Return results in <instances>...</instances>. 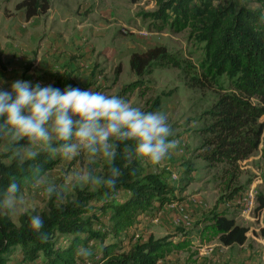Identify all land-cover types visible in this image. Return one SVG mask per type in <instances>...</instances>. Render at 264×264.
Segmentation results:
<instances>
[{
  "label": "rangeland",
  "instance_id": "rangeland-1",
  "mask_svg": "<svg viewBox=\"0 0 264 264\" xmlns=\"http://www.w3.org/2000/svg\"><path fill=\"white\" fill-rule=\"evenodd\" d=\"M19 1L0 0V80L6 82L0 87L10 89L12 82L23 77H28L33 84L46 86L69 74V79L80 85L92 82L88 88L119 95L145 111L152 99L160 95L158 110L167 113L176 138L181 141V149L164 167L153 170L145 166V169L162 174L166 182L174 184L175 194L185 197L184 201L170 202L187 205L191 225L187 227L181 221L174 222L180 212L176 208H166L167 203L156 211L154 206L148 215H140L137 222L123 232L122 249L150 234L159 237L176 233L180 237L186 232L192 245L171 251L157 264H264L261 231L264 203L260 199L262 197L264 202V115L259 119L263 124L259 145L247 158L239 161L238 180L229 188L224 173L230 165L227 162L210 164L202 156L208 136L202 128L211 121L207 111L220 93L232 89L225 75L218 76L213 87L201 88L190 86L182 69L172 65L159 66L145 77L150 86L145 91L137 88L126 94L122 92L124 84L137 77L130 66L132 52L164 45L177 57L192 62L199 73V65L205 57L204 44L192 37L189 29L175 32L166 26L156 31L142 14L156 8L152 0L136 3L130 0H50L47 13L30 19L25 17L23 10L16 8ZM228 1L237 6L262 7L264 11V5L257 0H214L216 4ZM71 52L80 57L69 61ZM119 64L122 69L116 75L115 68ZM93 72L94 76H91ZM69 79L67 77L63 83H68ZM0 160L10 161L3 157ZM72 166L77 165L74 162ZM66 167L57 162L47 170L49 179L60 182ZM102 168L103 165H97L98 172ZM173 173L176 180L172 179ZM234 187L241 190L234 197H227ZM250 192L254 194L253 204L244 201V196ZM25 199L29 212L32 208L42 210L48 203L27 192ZM213 209L225 212L238 224L246 226L247 240L231 245L222 243L218 237L201 241L198 236L203 225L201 220ZM20 215L11 218L19 223ZM155 215L158 222L153 219ZM94 225L98 227L97 223ZM89 246L93 247L94 243ZM80 263L84 264L82 259ZM7 264L37 263L23 261L16 249L9 255Z\"/></svg>",
  "mask_w": 264,
  "mask_h": 264
},
{
  "label": "trees",
  "instance_id": "trees-1",
  "mask_svg": "<svg viewBox=\"0 0 264 264\" xmlns=\"http://www.w3.org/2000/svg\"><path fill=\"white\" fill-rule=\"evenodd\" d=\"M136 3L140 0H130ZM156 8L142 12L156 31L168 26L175 32L189 29L190 35L202 42L204 59L199 73L187 59L179 58L166 46L156 45L144 51H134L130 66L136 79L124 84L123 93L150 86L145 77L156 67L172 65L182 69L190 86L211 88L218 76L225 75L232 84L231 91L219 94L207 113L211 121L202 128L208 136L203 158L210 164L227 162L225 169L227 186L238 180L239 161L247 158L259 145L264 115V11L262 7L237 6L235 2L216 4L214 0H152ZM264 5V0H257ZM16 8L23 10L30 19L45 14L50 9V0H20ZM80 57L71 52L69 61ZM82 57V56H81ZM122 65L115 68L121 72ZM198 73V74H197ZM94 76V72L91 73ZM69 74L50 84L61 91L67 86L87 89L92 82L78 84L74 79L63 83ZM23 80H29L23 77ZM255 100V101H254ZM161 97L152 99L146 111H156ZM58 162V161H57ZM57 162L42 158L37 163L51 169ZM123 176L118 181L114 194L105 197L103 190L76 192L73 198L62 205L47 203L42 210H36L44 219L47 242L28 227L29 213L20 215L15 223L8 215H0V264H7L8 257L16 249L23 261L37 264H81L76 255L77 248L90 247L94 255L89 264H157L171 251L185 249L192 245L186 232L166 234L136 240L129 248L122 249L123 232L130 229L140 215L150 213L151 208L160 209L170 201H184L178 197L170 182L162 174L145 169L133 161L127 167L118 157ZM27 174L28 170L17 169L13 162L0 160V187L7 184L9 173ZM100 172H106L103 166ZM240 187H234L227 197H234ZM262 203L263 198H260ZM156 203V204H155ZM199 230L201 241L219 240L231 245L247 240V227L238 224L223 211L212 210L202 220ZM97 223L98 227L94 224ZM264 236V227L262 228ZM123 237V238H122ZM94 243V246H89ZM95 249V250H94ZM98 251V253H97Z\"/></svg>",
  "mask_w": 264,
  "mask_h": 264
},
{
  "label": "clouds",
  "instance_id": "clouds-1",
  "mask_svg": "<svg viewBox=\"0 0 264 264\" xmlns=\"http://www.w3.org/2000/svg\"><path fill=\"white\" fill-rule=\"evenodd\" d=\"M6 83L0 80V85ZM165 111H145L125 98L67 85L17 79L10 89L0 87V157L10 159L27 174L9 173L0 187V215L29 213L25 193L62 205L76 192L103 190L114 194L124 167L134 160L153 170L164 167L181 149V141ZM67 165L60 182L49 179L37 161ZM77 166H72L73 163ZM103 165L106 172H98ZM28 227L47 242L43 217L32 208ZM76 255L89 264L92 248L81 246Z\"/></svg>",
  "mask_w": 264,
  "mask_h": 264
},
{
  "label": "built area",
  "instance_id": "built-area-1",
  "mask_svg": "<svg viewBox=\"0 0 264 264\" xmlns=\"http://www.w3.org/2000/svg\"><path fill=\"white\" fill-rule=\"evenodd\" d=\"M172 179H177L176 178V174L173 173L172 174ZM248 195L250 196V198L248 197ZM246 196H244V201L248 202L249 204H253L254 203V194H252L250 192V194H248ZM166 208H169V209H172V208H176L178 209V211L180 212V215L179 217H176L174 219V222H179L181 221V223L184 224V226H190L191 223H192V218L189 217V214L187 213V205L185 206V204L183 203H177V202H168L166 205H165ZM186 207V208H185ZM154 211H156V209H154ZM157 215V214H156ZM155 215V217H153V219L158 222L159 221V218H157ZM138 235V234H137Z\"/></svg>",
  "mask_w": 264,
  "mask_h": 264
}]
</instances>
